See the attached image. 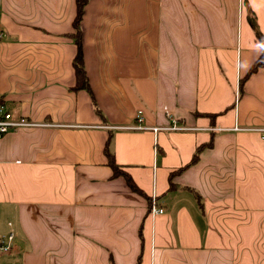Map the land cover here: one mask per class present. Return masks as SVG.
Returning <instances> with one entry per match:
<instances>
[{"label":"crops","instance_id":"crops-1","mask_svg":"<svg viewBox=\"0 0 264 264\" xmlns=\"http://www.w3.org/2000/svg\"><path fill=\"white\" fill-rule=\"evenodd\" d=\"M75 16L0 0V264H264V0H89L90 92Z\"/></svg>","mask_w":264,"mask_h":264},{"label":"trees","instance_id":"trees-1","mask_svg":"<svg viewBox=\"0 0 264 264\" xmlns=\"http://www.w3.org/2000/svg\"><path fill=\"white\" fill-rule=\"evenodd\" d=\"M76 1V16L74 19V30L75 33L73 34V39L75 42V45L77 47V53L74 58V68H75V74H76V85L74 89H84L88 92H90L88 80L86 77V72L83 65V57H82V41H81V32H80V22L83 16L84 7L88 3L89 0H75ZM252 27L255 29V25L252 23ZM258 38H260L259 33H256ZM264 66V45L262 49L261 55L258 57V59L254 62V64L251 66L249 73H253L257 71L259 68ZM111 142V136H108V139L106 141L105 147H104V154L108 160V165L110 166L113 176L114 177H123L126 181L127 186L132 190L133 192L139 193L140 190L136 187V185L133 183L130 176L122 171L118 165L115 164L113 155L109 151V146ZM197 155L195 154L192 161H195Z\"/></svg>","mask_w":264,"mask_h":264},{"label":"built area","instance_id":"built-area-1","mask_svg":"<svg viewBox=\"0 0 264 264\" xmlns=\"http://www.w3.org/2000/svg\"><path fill=\"white\" fill-rule=\"evenodd\" d=\"M144 119L142 116L141 111H139L136 115V124L130 127H127L129 130H135V131H145L149 130L150 128L145 127L142 125ZM35 125L33 123L28 122L26 119H24L21 116H15L14 112L8 110L4 104L0 102V137L7 133L10 130H15L19 128H25V127H34ZM153 131L158 130H187V128L184 127H177V125H172L171 128H153L151 129ZM257 132L260 135V138L264 140V129L257 130ZM151 213L154 215L156 214H162V209H151ZM13 245V235L9 234L6 237L0 239V253H8L11 251Z\"/></svg>","mask_w":264,"mask_h":264},{"label":"rangeland","instance_id":"rangeland-1","mask_svg":"<svg viewBox=\"0 0 264 264\" xmlns=\"http://www.w3.org/2000/svg\"><path fill=\"white\" fill-rule=\"evenodd\" d=\"M262 258V257H261Z\"/></svg>","mask_w":264,"mask_h":264}]
</instances>
